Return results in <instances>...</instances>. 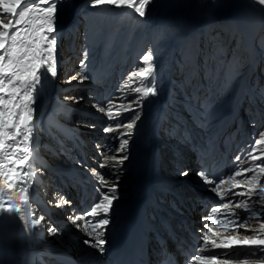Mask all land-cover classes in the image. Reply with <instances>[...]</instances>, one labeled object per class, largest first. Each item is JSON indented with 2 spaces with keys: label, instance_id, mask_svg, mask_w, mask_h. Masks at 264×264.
I'll return each instance as SVG.
<instances>
[{
  "label": "bare ground",
  "instance_id": "1",
  "mask_svg": "<svg viewBox=\"0 0 264 264\" xmlns=\"http://www.w3.org/2000/svg\"><path fill=\"white\" fill-rule=\"evenodd\" d=\"M65 5L56 17L55 32L50 34L56 41L54 50L56 71L59 62L67 57L61 51L62 36L71 33L75 40L78 37L74 28L63 24L70 10L77 9L85 13L86 17L89 16V25L88 27L86 25L87 29L85 27L81 34L83 45L79 48L80 58L86 63L82 70L80 60L79 67L71 68L69 77L87 74L90 78L83 83L78 80L72 81L82 86L83 90V85L86 89V86L91 84L93 88L89 92V97L92 100L87 102L89 106L84 107L86 110L71 114L73 107L82 105L81 99L74 94L67 95L57 75L55 78L49 76L34 94V131L28 144H20L17 148L15 141H6L5 151L0 152V189L3 191V202L11 200L18 204L23 215L15 213L0 216V264H110L112 257L121 248L120 234L123 224L141 195H145L143 214L146 217L151 218L153 215L152 207L166 216L172 214L178 216L190 211L186 218L193 216L195 226L211 238H215L218 244L222 243L224 238L243 239L245 236L256 235L246 233L243 228L237 229L235 225L228 223L229 220L235 219L223 214L228 209L222 208V212H217L224 220L222 230H217L208 220L205 223L202 221L203 211L198 207L195 198L201 196L202 201L206 197L210 204L216 200L214 208L222 207L217 193L208 191L203 178L197 173L202 171L201 165L206 158H210L213 164L226 162L232 173L223 180L225 183L217 192L228 188H231L232 192L225 195L223 204H229L231 201L230 209L237 213L240 221L247 220L250 226L264 223V216L256 218L264 201L253 203L256 200L254 196L252 201H249L251 210L246 212L235 208V204L248 198L232 195L234 192L243 193L252 187L264 186V175H259V169L256 168V165L264 167L262 162L264 144L255 152L259 159L253 161L249 155L255 141L264 140V136L260 135L264 133V98L262 94H258L255 87L257 76L254 77L253 83L250 82L252 70L249 69L246 78L240 77L249 62L241 65L237 60L231 61L234 66L232 70L227 67L223 70V66L219 64V70L222 69L223 73L213 75L208 71L209 62L198 59L200 53L197 50L192 57L195 64L189 66L190 76L186 71L185 76L179 77L178 74L173 78L171 73L173 65L170 60L176 42L182 41L191 27H195L193 36L195 40L201 38L202 30L198 29L197 24L208 10L212 13L228 10L232 16L230 19L223 18L215 26L207 27L206 44L215 39L219 49L234 47L232 50H238L242 56L244 54L241 50L244 48L245 52L258 51L264 47V6L256 0H157L146 5V15L141 18L134 9L127 7L104 5L90 8L88 0H65ZM117 17L124 18L130 32L136 34L143 32L145 36H149L148 48H151L154 54L159 94L142 100V110L133 103L141 95L135 89L143 90L151 86V81L133 78L131 74L134 72L124 75L130 66L124 53L125 44L119 36L108 37L106 34L108 32L106 24ZM39 35L38 29L33 34L31 28L25 25L17 43L21 48L32 47L34 45H29L28 41ZM215 36L219 39L217 40ZM222 42L226 43V47H222ZM40 43L45 44L44 41ZM202 65L207 71L204 80L198 73ZM255 66L254 60L249 67L253 69ZM235 68H242L237 78ZM173 86L177 90L181 88L179 98L183 103L181 111L173 108L178 105L177 98L170 96ZM262 87L264 88V83ZM174 91L176 92V89ZM65 97L68 99L65 100ZM73 98L79 102L74 103ZM246 103L249 105L243 107ZM129 104L141 111V118L136 121L133 129L128 130L132 132L127 147L129 158L120 170L119 199L114 201L110 223L102 231V238L106 243L104 254L100 255L95 248L84 243L89 237L73 224L70 217L74 219L83 215L85 211H90L94 205H90L89 202L93 198L99 202L98 177H94L91 170L95 169L109 184L115 182L116 175L111 168L98 167L101 162L100 155L96 160L97 167L90 166L87 151L94 147L91 135L85 133L86 130L96 129L98 125H105V122L116 127L117 122L108 119L109 109L115 113L119 108L120 121L125 124L131 122L134 113L125 111ZM98 107H104V112L97 111ZM184 108L185 111H182ZM248 108L253 109V114H247ZM75 114L78 116L75 117ZM238 114L246 116L244 119L247 121L242 117L238 118ZM98 115L105 117L101 124ZM77 118L80 119L75 120ZM169 118L174 121H169ZM163 121H166L164 127ZM238 130L247 132V136L245 135L241 141L236 138ZM110 136L111 141L102 150L119 146V141L112 139L114 133H110ZM45 139L57 144L53 153L60 155V164L52 163L41 155L42 148H48ZM9 143L13 146L11 149L8 147ZM26 146L31 151L29 161L24 166V171L29 173L27 183L24 186L14 184L9 189L8 185L2 182L5 179L10 181L16 179L20 174L19 160L22 158V149ZM231 146H234L232 150ZM179 153H182L185 162L181 161ZM92 156L98 155L93 152ZM237 156L241 159L234 163ZM12 160L16 161L15 165L11 164ZM245 168L255 171L250 170L244 176L234 175ZM182 170H187L188 175H180ZM254 175L258 176V182L255 184L247 182ZM50 180L53 186L48 183ZM180 182L183 185H180ZM184 184L187 185L185 189ZM69 187L76 192L73 193V200L77 203L82 200L79 207L72 205L73 200H68V197H72ZM104 191L106 192L107 188ZM180 199L188 208L181 204ZM25 200L28 202L25 203ZM99 218L101 217L87 219L94 223ZM38 219L41 220V224L33 228L32 222ZM76 223L83 227L87 220H76ZM25 226L28 231H25ZM91 227L92 225H89V231ZM49 228L57 229L58 234L49 235ZM208 229L211 231L208 232ZM258 238H264V235ZM254 250V246L251 248L234 246L232 249H225L212 248L209 245V250L203 252L202 260H196V264H264V256L261 254L250 255ZM210 253H215V256L210 257ZM257 256L260 258H256Z\"/></svg>",
  "mask_w": 264,
  "mask_h": 264
},
{
  "label": "snow or ice",
  "instance_id": "2",
  "mask_svg": "<svg viewBox=\"0 0 264 264\" xmlns=\"http://www.w3.org/2000/svg\"><path fill=\"white\" fill-rule=\"evenodd\" d=\"M151 0H88L90 8H97L104 5H112L117 8L127 7L134 9L135 13L139 17L143 18L146 15V5H148ZM260 5L264 6V0H256ZM47 5V6H44ZM19 6V10H18ZM65 5V0H0V152L5 151L6 141L16 142V147L19 148L20 144L27 145L31 139L34 131V119L33 105L35 103L34 94L38 90V87L42 85L44 80H47L49 76L55 78L57 75L56 64L54 60V50H55V37L50 34L55 32V21L58 13L63 9ZM7 20V22H5ZM28 26L31 28L33 34L39 31L40 35L34 40H29V45H34L32 47L21 48L17 41L22 34V26ZM40 41H44L45 44H41ZM30 53V55H29ZM142 61L147 64L139 72H134L131 76L139 80L151 81V86L145 87L143 90L140 88L135 89L136 92H140V97L134 101L140 110L143 108L142 100L149 96H156L159 94L158 84L156 82L157 68L154 64V54L151 50H148L142 57ZM86 63L85 60H81V68ZM90 77L87 74L80 76L79 74L73 75L68 78L67 82L71 83L72 80H78V82L83 83L86 79ZM68 98L65 97V100ZM80 99H83L82 97ZM74 103H78L79 100L73 98ZM96 107L95 105H93ZM134 109L132 104H129L125 111H131L134 113L133 119L129 123H122L120 121V111L113 113L111 109L107 113L109 121H116V127H106L104 129L105 133H114L112 139L119 141V146L113 149L102 150L103 146L97 144V154L101 156V162L98 164L100 169L111 168L114 170L116 175L115 182L109 184L107 180L104 179L102 175L97 173L95 169L91 170V174L94 177H98V189L100 193L99 202H96L90 211H85L83 215L77 216L72 219L73 224L84 231L89 237L85 239L84 243L98 251V254H104V245L106 241L102 238V231L110 223V213L114 208V201L119 199L118 188H119V175L120 170L123 168L125 161L128 160L127 147L129 144V139L132 136V132L128 131L135 127L136 121L141 118V111ZM97 111L104 112V107H98ZM89 127H94V125H86ZM123 129V130H121ZM264 136V133H260ZM128 137V138H124ZM264 144V140H256L252 151L249 153L253 161L259 159L256 157L255 152L257 148ZM11 149L13 146L11 143L8 144ZM107 152L115 153L113 155H107ZM31 151L29 147H24L21 152L22 158L19 160L20 174L16 179L11 181L5 179L2 183L8 185L9 189L14 184L21 186L26 185L27 177L29 173L24 171V166L29 157ZM240 156L235 157L234 163L239 162ZM264 162V161H262ZM11 164L15 165L16 161L12 160ZM259 169V175H264V167L256 165ZM255 171V169H243L239 172H235L234 175L244 176L248 171ZM180 175H188L187 170H182ZM198 176L203 178L208 191L217 193L222 207H216L212 209L213 213L222 212L223 209H228L227 212L223 214L235 217L234 220H229L228 223L235 225V227L243 228L246 233H256V235L245 236L243 239H232L224 238L222 243L218 244L215 238H211L207 233L201 230L202 245L201 252L209 250V245L212 248L223 247L225 249H232L234 246H247L253 247L254 251L250 255L256 256L257 253L264 256V238H258L264 235V223H260L258 226H250L247 220L240 221L237 213L230 209V204H223V200L227 193L232 192L231 188L217 192V189L221 188L225 182L220 180L217 184L215 180L220 179L219 176L215 179H208L205 175V171H200L197 173ZM249 183H257L258 176L254 175L249 178ZM239 186V185H237ZM107 188L105 192L104 189ZM22 190H25L22 188ZM233 197L246 196L248 199L244 202H237L235 208L243 209L244 211H250L249 201L255 196L256 200L253 203H261L264 201V186L262 187H252L246 192H234ZM28 201L25 200V203ZM70 203V202H69ZM59 206V205H57ZM22 211L18 204H14L11 200L7 203L3 202V191L0 189V216L5 214H15ZM264 216V204H261V209L257 213V219ZM88 217H101L93 223V221L88 220ZM76 220L85 221L87 223L82 227L80 224L76 223ZM207 218L202 217V221L206 223ZM41 224V220H35L32 222V227L36 228ZM89 225H92L91 230H88ZM227 228V224H225ZM98 229L100 231H98ZM25 231H28L27 226H25ZM208 232L211 229L207 230ZM49 235H57L58 230L54 228L48 229ZM218 235V234H217ZM256 258H260L257 256ZM197 261H201L202 257L197 255L195 257ZM166 257L161 256L158 264H165Z\"/></svg>",
  "mask_w": 264,
  "mask_h": 264
},
{
  "label": "rangeland",
  "instance_id": "3",
  "mask_svg": "<svg viewBox=\"0 0 264 264\" xmlns=\"http://www.w3.org/2000/svg\"><path fill=\"white\" fill-rule=\"evenodd\" d=\"M157 0H151V2L149 4H152L154 2H156ZM148 4V5H149ZM211 5H213V2L211 3ZM47 6V5H44ZM19 10V8H18ZM71 12H69V16L65 18V20L63 21L64 25H68L71 28H74L77 32V39H74V35H72L71 33H65L62 36V47H61V51L63 52L64 55H66L67 57L64 58L62 60V62L60 61L59 64L57 65V77H58V81L63 84V91L67 92V95H77L80 98L82 97L83 99H81L82 101V105L79 106H75L73 107L72 105V111L71 114H74L78 111L81 110H86L87 107L86 105H88V101L92 100L89 96V92L90 90L93 88V86L91 84L86 86V89L83 85L84 90L82 89V86H80L79 84L74 83V81H72L71 83H68V77L70 76V72H71V68H76L79 67V63H80V55L81 52L79 50V48L81 47V45H83V41L81 38V34L82 32L85 30V27L87 25H89L88 21H89V16L86 17L85 13H81L79 12L77 9L76 10H70ZM209 11V10H208ZM204 12V17H202L199 20L198 25V29L202 30L201 31V38L199 40H195L194 36V26L190 28V30L188 32L185 33L182 41L180 42H176L175 47H174V51H173V56L171 58V62H172V76L173 78L179 74V77H183L186 75V71L189 72L191 71V68L189 67L190 64H195V61L192 59V57L194 56V52L198 50V52L200 53V56L198 57V59L202 60V61H208L209 62V69L208 71H210L211 74L215 75H220L222 72V69L224 70L225 67L229 68V70H232L234 68V66L232 65L231 61L232 60H237L238 62H241L242 64H246L247 62H249L248 66L246 68V70H244L243 75H239L240 72L242 71V68H235L234 71L237 72V74L235 75V77L237 78V75H239L240 77H244L246 78L247 76V72L252 70L251 72V76H250V82L253 83V79L254 77H256V82H255V87L256 90L258 92V94H262L263 98H264V88L263 83H264V47L260 48L258 51L256 52H245L246 49L244 48L243 50H241L243 52V56L238 52V50H232L234 47L227 49L225 48L223 50L219 49V45L217 44V41L214 39L210 40L207 44H206V37H205V30H207V27H211V26H215L217 23H219L223 18L226 19H230L231 18V12L226 10V11H218L216 13H212V12ZM88 14V13H87ZM207 14V15H206ZM89 15V14H88ZM123 17H117L115 18L111 23L106 24V28L108 30V32L106 33L108 37H113V36H119V38L121 39V41L125 44L124 45V53L127 57V60L130 62V66L128 67V70L124 73V75H129L131 72H137L139 70H142L147 64L144 63L142 61V57L143 55L148 51L151 50V48H148V46H150L149 43V36H145V34L143 32H139V33H135V32H130V27L126 25V22L123 20ZM63 26V25H62ZM23 27V26H22ZM61 27V26H59ZM86 27V29H87ZM25 26L22 28L24 29ZM121 32V33H120ZM200 32V31H199ZM134 35H136L134 37ZM216 39L218 40V36H215ZM220 43V42H219ZM223 44L222 47H226V43H221ZM174 46V45H173ZM152 51V50H151ZM255 60L256 66L255 68L251 69L249 67V65ZM219 64H221L223 67L222 69L219 70ZM184 65L185 67L183 68ZM182 66V67H181ZM206 67L204 65H202L199 69H198V73L201 75V79L204 80L205 78V74H206ZM215 73V74H214ZM191 72L188 73V76H190ZM123 75V76H124ZM176 82V81H175ZM193 84V82H192ZM174 89H176V92L174 91ZM179 90H177V88H175V86H173L172 91L170 93V96L173 95L177 98L178 101V105L177 106H173V108H175L178 111L180 110L181 105L183 104L182 102L179 101L180 98V94H181V88H178ZM187 90L188 87H187ZM247 96V94H246ZM259 97V95H258ZM263 98L260 99V101H263ZM69 103V102H68ZM86 103V104H83ZM253 102H251L250 105H252ZM249 104L246 103L243 105L244 106H248ZM70 106V107H71ZM89 106V105H88ZM185 111V108L184 110ZM253 109L252 108H248L247 109V114L251 115L253 114ZM243 113V111L241 112ZM246 114V113H245ZM78 114H75V117H77ZM99 117V122L101 124V120L103 118H105L104 116H100ZM242 115L238 114V118H241ZM246 116H243V120ZM82 118V117H80ZM80 118H77L75 120H78ZM172 118V117H171ZM178 117L176 116V119ZM169 121L173 122L174 119H170ZM249 122V121H248ZM163 126H165L166 121H163ZM232 125V124H230ZM234 125V123H233ZM249 125L250 122H249ZM109 125L106 124L105 125H98V127L96 129L93 130H86L85 135H91V140L93 141L92 145L94 147V149L90 148L87 151V159L88 162H90V166L93 167H97L96 165V160L99 159V155L97 154V148L96 145L97 144H101L103 146V148L105 147V145H107L110 141H111V136L110 133H105L104 129L106 127H108ZM164 129H162L163 131ZM256 134V133H255ZM247 136V132H242L240 130H238V134H236V138L238 140H243L244 136ZM91 141V142H92ZM166 141L163 142V145L165 146ZM45 144L48 145V148H42L43 153H41L42 156H45V158L49 161H52V163L56 162L57 164L61 163V158L59 154H54L53 150L56 149V143L51 142L48 139H45ZM69 147V146H68ZM234 146H231L230 149L232 150ZM52 149V150H51ZM239 149H241V147H239ZM180 150V149H179ZM59 151V150H58ZM163 152H165V150H162ZM93 152L98 155V156H92ZM178 156L182 157V160L180 158L181 161L185 162V158L182 156V153H179ZM236 169V167H235ZM48 183L51 184V186H53V182L50 180L48 181ZM180 185H183V183L180 182ZM185 185V184H184ZM187 185L184 186V189L186 188ZM70 191L72 192V197H68V200L72 201L74 199L73 193H76L75 190L71 189L69 187ZM82 202V200L79 201V203H77V201L72 202V205L75 204V206L79 207L80 203ZM218 230H220L219 228H217ZM107 255V254H106ZM106 259V256H105Z\"/></svg>",
  "mask_w": 264,
  "mask_h": 264
}]
</instances>
